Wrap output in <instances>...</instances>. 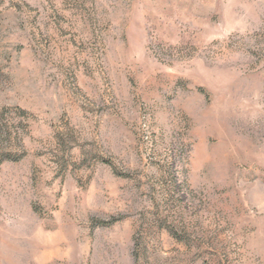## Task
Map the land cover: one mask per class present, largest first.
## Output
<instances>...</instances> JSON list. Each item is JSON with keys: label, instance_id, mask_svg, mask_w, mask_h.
<instances>
[{"label": "rangeland", "instance_id": "obj_1", "mask_svg": "<svg viewBox=\"0 0 264 264\" xmlns=\"http://www.w3.org/2000/svg\"><path fill=\"white\" fill-rule=\"evenodd\" d=\"M0 264H264V0H0Z\"/></svg>", "mask_w": 264, "mask_h": 264}, {"label": "trees", "instance_id": "obj_2", "mask_svg": "<svg viewBox=\"0 0 264 264\" xmlns=\"http://www.w3.org/2000/svg\"><path fill=\"white\" fill-rule=\"evenodd\" d=\"M103 224H108V223H111V221H104V222H101Z\"/></svg>", "mask_w": 264, "mask_h": 264}]
</instances>
